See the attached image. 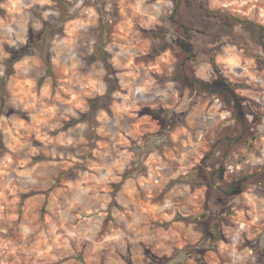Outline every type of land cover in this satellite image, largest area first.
<instances>
[{
  "label": "clouds",
  "instance_id": "obj_1",
  "mask_svg": "<svg viewBox=\"0 0 264 264\" xmlns=\"http://www.w3.org/2000/svg\"><path fill=\"white\" fill-rule=\"evenodd\" d=\"M0 264H264V0H0Z\"/></svg>",
  "mask_w": 264,
  "mask_h": 264
}]
</instances>
